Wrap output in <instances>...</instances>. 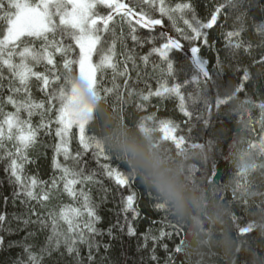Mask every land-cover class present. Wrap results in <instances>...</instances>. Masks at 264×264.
<instances>
[{"label": "snow or ice", "instance_id": "6c2138e0", "mask_svg": "<svg viewBox=\"0 0 264 264\" xmlns=\"http://www.w3.org/2000/svg\"><path fill=\"white\" fill-rule=\"evenodd\" d=\"M142 3H133V0L128 3L123 0H0V81L5 68L13 77L9 94L0 97V171L4 173L0 176V186L6 179L11 188L7 195L0 192V253L20 249L18 257L0 264H43V258H51L53 253L71 256V264H161L157 249L165 252V264H175L178 247L169 249L168 244L163 243L171 237L166 223L154 229L159 222L142 215L138 207L140 194L133 185L137 182L143 185L127 172L124 162L107 151L90 132L85 110L77 103L75 93L65 87V74L58 71L56 60L59 54L65 72L70 65H78L81 75L111 96L114 103H122L115 80L117 76L131 79L127 63L131 61L133 68H137L136 54L131 50L125 53L124 67L120 70L116 40L110 38L117 36V25L127 23L131 40L138 47L149 46L148 52L140 57L145 67L149 63L154 69L159 67L152 57L164 67L174 64L171 54L175 51L188 61V67L203 68L201 45L209 49L215 46V42L210 43L209 30L218 23L219 6H213L205 22L197 17L191 0L174 6L166 4L165 0H142ZM165 18L170 26L165 24ZM178 21H182L187 31L178 26ZM136 26L148 30L149 34L138 35ZM182 41H187L190 48H185ZM37 66H43L44 70H36ZM109 70L112 86H106L104 80ZM155 79L154 90L145 79L146 92L125 83L127 95L139 98L140 102L135 105L137 112H147L150 105L144 102L152 97L161 103L169 99L167 84L160 76ZM33 80L45 99L37 100L32 96ZM7 105L14 111H5ZM22 113H26L27 118H22ZM35 115L40 117L36 124L32 122ZM42 130L54 140L52 167L60 173L50 182L27 172V166L35 163L30 158L31 150L37 145ZM74 135L78 142L75 150L71 148ZM58 181L62 182L63 193L79 201L80 206L63 205L58 212L50 210L44 215L41 209L50 204L53 192L59 187ZM93 189L98 199L93 197ZM145 192L154 206L155 202ZM108 203L113 205L114 219L106 228H101L99 225L105 222L101 207ZM154 209L158 210V206ZM142 219H149L143 231L139 229ZM61 221L66 225L63 231ZM49 228L51 233L46 235L45 244H38L37 236ZM21 233L24 234L21 239H12ZM123 237L135 239L133 255L127 248L115 247L117 241L124 244ZM82 249L86 250V256L82 255Z\"/></svg>", "mask_w": 264, "mask_h": 264}, {"label": "trees", "instance_id": "16d2710c", "mask_svg": "<svg viewBox=\"0 0 264 264\" xmlns=\"http://www.w3.org/2000/svg\"><path fill=\"white\" fill-rule=\"evenodd\" d=\"M136 2L142 3V0H133V3ZM165 2L174 6L188 0ZM191 2L197 17L205 22L213 6H219L218 23L209 30L210 43L215 42V46L209 49L201 45L200 56L205 61V70L188 67V61L175 51L171 54L174 64L164 67L156 57H152L151 60L159 67L154 69L152 63L145 67L140 57L148 52L149 46L141 48L131 40L127 23L117 25V36L110 40H116V59L120 70H123L125 53L129 50L136 54L137 68L134 69L129 61L127 68L131 79L117 76L115 80L123 97L122 103H114L111 96L95 87L98 102L94 105L88 128L107 151L124 162L127 172L143 185L141 187L139 182L133 185L140 194L138 207L142 215L159 222L154 225V229L166 223V231L171 237L163 243H167L169 249L178 247L175 264H264V226H261L264 225V16L261 15L264 13V0ZM142 6L148 10L143 3ZM176 15L179 17L180 14ZM165 24L170 26L167 18ZM178 26L187 31L182 21H178ZM159 30L157 27L156 31ZM136 31L140 36L149 34L148 30L140 26H136ZM182 43L185 48L191 46L187 41ZM56 60L58 71L65 74V87L71 90L81 79L78 65H70L65 72L59 54ZM36 70L44 69L43 66H37ZM137 75L140 76L139 81ZM156 76L162 77L167 84L169 99L161 103L158 98L152 97L149 102H144L150 105L147 112H137L135 105L140 102L139 98L127 95L125 83L146 92L145 79L154 90L157 87ZM104 80L106 86H112L110 70ZM10 82H13V77L5 68L3 80L0 81L3 85L0 87V97L9 94ZM31 93L37 100L45 99L34 80ZM5 111L14 109L7 105ZM22 118H27L26 113H22ZM39 119V115H35L32 122L36 124ZM167 125L175 128V142L166 140L162 134ZM75 132L76 129H73ZM129 134L143 138L156 153L180 164L188 198V206L183 213L178 212L161 187L147 177L145 170L133 163L129 152L115 147ZM53 143L52 136L44 134L42 130L37 145L31 150L30 158L35 163L27 166V172L38 174L43 181L50 182L54 176H60L52 167ZM77 147L74 135L71 148L75 150ZM148 161L159 172L162 181L174 183V177L168 175L158 156L149 152ZM3 175L0 171V176ZM58 184L48 207L41 209L44 215L50 210L58 212L63 205L80 206L79 201L63 193L62 182L58 181ZM145 190L158 210L154 209ZM0 192L5 195L11 192L6 179L0 186ZM92 195L98 199L95 189ZM112 208L111 203L101 207V215L105 217V222L99 225L101 228H106L108 222L114 219ZM8 211H13L10 204ZM149 219L139 222L141 231ZM60 229H66L62 221ZM50 233L51 228L41 232L37 236V243L44 245L45 237ZM23 235L21 233L12 239L19 240ZM123 240V245L117 241L115 247L127 248L129 254L133 255L135 239L123 237ZM157 251L161 264H165V252L160 249ZM19 252L20 249L16 248L11 252L0 253V262L13 260L19 256ZM86 254V250L82 249V255ZM71 262V256L61 257L59 253H53L51 258H43V264Z\"/></svg>", "mask_w": 264, "mask_h": 264}, {"label": "clouds", "instance_id": "9594fccd", "mask_svg": "<svg viewBox=\"0 0 264 264\" xmlns=\"http://www.w3.org/2000/svg\"><path fill=\"white\" fill-rule=\"evenodd\" d=\"M115 147L131 154L133 163L136 164L137 167L144 169L147 177L161 187L164 195L176 205L178 212L183 213L186 210L188 206V198L186 196L187 186L184 183L183 173L180 170L179 163L168 160L167 157L162 154L156 153V150L150 148L146 140L135 134L125 136ZM149 152L158 156L159 160L164 163L168 175L174 177V183L162 181L159 172L148 161ZM227 246L226 243L225 247Z\"/></svg>", "mask_w": 264, "mask_h": 264}, {"label": "rangeland", "instance_id": "374dc122", "mask_svg": "<svg viewBox=\"0 0 264 264\" xmlns=\"http://www.w3.org/2000/svg\"><path fill=\"white\" fill-rule=\"evenodd\" d=\"M123 2L128 3V0H123ZM93 60L94 62L96 61L95 56ZM201 70H205V65ZM95 87L87 77L81 75L79 84L70 90L75 93L79 106L85 110L87 124L91 121L94 105L98 102ZM173 129H175L173 126L167 125L163 128L162 134L166 140L175 142L177 136L176 132H173Z\"/></svg>", "mask_w": 264, "mask_h": 264}]
</instances>
